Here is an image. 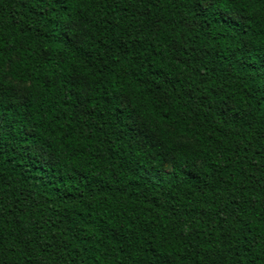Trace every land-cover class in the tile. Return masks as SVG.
Wrapping results in <instances>:
<instances>
[{
	"label": "trees",
	"instance_id": "obj_1",
	"mask_svg": "<svg viewBox=\"0 0 264 264\" xmlns=\"http://www.w3.org/2000/svg\"><path fill=\"white\" fill-rule=\"evenodd\" d=\"M0 264H264V19L0 0Z\"/></svg>",
	"mask_w": 264,
	"mask_h": 264
},
{
	"label": "clouds",
	"instance_id": "obj_2",
	"mask_svg": "<svg viewBox=\"0 0 264 264\" xmlns=\"http://www.w3.org/2000/svg\"><path fill=\"white\" fill-rule=\"evenodd\" d=\"M218 2L219 0H216L213 5ZM223 5L228 6L237 18L241 15H247L264 19V0H261L259 3H256V0H223ZM242 8H247L248 11L242 12Z\"/></svg>",
	"mask_w": 264,
	"mask_h": 264
},
{
	"label": "snow or ice",
	"instance_id": "obj_3",
	"mask_svg": "<svg viewBox=\"0 0 264 264\" xmlns=\"http://www.w3.org/2000/svg\"><path fill=\"white\" fill-rule=\"evenodd\" d=\"M204 2H205L206 7H209V6L213 5L216 2V0H204ZM233 19H234V17L226 16L225 17V22L226 23H231V21Z\"/></svg>",
	"mask_w": 264,
	"mask_h": 264
},
{
	"label": "rangeland",
	"instance_id": "obj_4",
	"mask_svg": "<svg viewBox=\"0 0 264 264\" xmlns=\"http://www.w3.org/2000/svg\"><path fill=\"white\" fill-rule=\"evenodd\" d=\"M167 168H169V165H167Z\"/></svg>",
	"mask_w": 264,
	"mask_h": 264
}]
</instances>
